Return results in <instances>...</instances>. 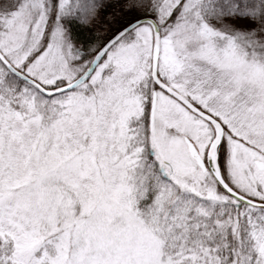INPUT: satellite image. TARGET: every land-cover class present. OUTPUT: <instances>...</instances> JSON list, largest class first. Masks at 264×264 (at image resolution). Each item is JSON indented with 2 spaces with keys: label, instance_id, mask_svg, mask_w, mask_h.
<instances>
[{
  "label": "snow or ice",
  "instance_id": "obj_1",
  "mask_svg": "<svg viewBox=\"0 0 264 264\" xmlns=\"http://www.w3.org/2000/svg\"><path fill=\"white\" fill-rule=\"evenodd\" d=\"M0 264H264V0H0Z\"/></svg>",
  "mask_w": 264,
  "mask_h": 264
}]
</instances>
